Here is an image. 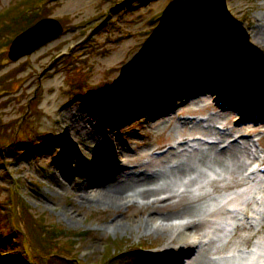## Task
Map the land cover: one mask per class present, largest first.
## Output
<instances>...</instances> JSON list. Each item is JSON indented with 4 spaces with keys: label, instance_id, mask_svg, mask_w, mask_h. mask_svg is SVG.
Here are the masks:
<instances>
[{
    "label": "rangeland",
    "instance_id": "obj_1",
    "mask_svg": "<svg viewBox=\"0 0 264 264\" xmlns=\"http://www.w3.org/2000/svg\"><path fill=\"white\" fill-rule=\"evenodd\" d=\"M32 1L0 0V264H22L14 253L18 249H25L36 264H161V255L171 262L178 254L170 247L161 251L168 241L166 232L146 223L148 210L155 205L145 209L124 203L105 207L81 200L72 183L80 180L88 187L96 185L106 175L111 176L107 171L116 169V162L132 164L138 156H149L159 164L166 162L147 151L181 132L171 127L175 119H184L183 115L202 116L199 125L213 126L216 121L206 120L214 107L210 96H205L202 104L192 98L179 108L166 109L171 101L178 100L168 93L171 88L181 87L187 78L193 80L203 65L219 68L221 76L225 79L228 75L230 85L245 94L262 92L264 96V41L255 34L264 0H202L196 6L193 32L184 35L175 31L182 39L177 37L174 43L183 48L172 51H162V46L156 49L155 39L178 20L175 0H39L37 7L31 6ZM25 6L31 7L26 10ZM31 10L36 11L32 21L39 15H50L63 29L31 52L11 59L8 40L24 25ZM191 34L192 39H187ZM151 46L156 53L152 62L161 60V67L150 68L151 59L146 57ZM142 69L148 71V78L137 75ZM112 82L122 84V89L114 87L103 93L95 89ZM151 94L152 99L146 102ZM72 100L94 113L100 127H108L105 130L117 148L123 149L120 159L99 153L104 163L109 162V169L99 166V159L93 160L95 152L88 149V154L82 143L65 138L61 116ZM136 101L138 104H133ZM119 104L132 108L122 113L125 117L116 119L113 115ZM110 117L112 123L117 122L114 129L109 127ZM163 117L166 119L161 120ZM207 133L213 132L209 129ZM256 134L260 135L259 152L264 153V125ZM23 139L28 146L10 148ZM35 144L38 147H33ZM243 144L250 146L247 141ZM71 145L78 149L76 154H72L75 150ZM194 145L207 146L200 142ZM109 155L116 156L114 152ZM209 174L212 176V171ZM224 191L197 200V214L220 202ZM241 197L226 205L248 196ZM205 215L217 222L221 213ZM261 226L264 230V221ZM59 227L62 232H54ZM206 229L202 226L197 230ZM251 229L238 227L231 241ZM228 233L229 228L209 232L215 239L202 249L204 260L213 258V264L232 261L212 256L214 245L225 240ZM180 242L175 239L172 243ZM108 253H112L110 260H106ZM21 255L23 260L28 257ZM121 255L127 259H119Z\"/></svg>",
    "mask_w": 264,
    "mask_h": 264
},
{
    "label": "bare ground",
    "instance_id": "obj_2",
    "mask_svg": "<svg viewBox=\"0 0 264 264\" xmlns=\"http://www.w3.org/2000/svg\"><path fill=\"white\" fill-rule=\"evenodd\" d=\"M260 16V22L258 23L255 34L260 40L264 41V12H262ZM207 74L212 75L213 78L202 80L201 76H207ZM195 75V81L201 82L202 80L208 88L216 89L222 85L227 87L228 84H230L228 76L224 79L220 74H214L212 71L204 68L196 70ZM189 83V81H186L182 86L188 85ZM205 99V96L197 95L193 97L192 100H194L196 104H202ZM74 101L75 100H72L70 102L71 106L68 105V111L66 110L67 112L61 116V122L64 126V136L69 140L76 139L78 142L82 143L86 147L85 150L88 154L90 151L95 152L93 160L96 161V159H99L100 163H96L99 166L106 167L107 170L109 169L107 167L109 162L104 163L99 153L101 155L103 153L102 156H104V154H107L106 152H108V149H113V151L109 152L116 153V158L117 156L120 158V156L123 155V149L117 148L115 139L105 130L108 129V127L105 129H103L104 127H100V119L99 121L97 120V123L94 113L83 110ZM233 101H235V105H239L242 100L239 95L235 93ZM254 106L256 109L258 104ZM50 107L48 106L49 109ZM210 113L211 114L206 120H208V118L212 121L217 119V122H220L222 126L229 125V120L233 119L235 114L229 109ZM97 114L99 115V113ZM169 116L170 115H167L168 118ZM165 119L164 117L161 118V120ZM200 122H202V119L196 116L192 117V119H175V123L173 122L171 128L172 130H176V132L182 129L180 132L182 138L177 139L175 143H172V146L174 144V146H181V148L176 147L177 149H175V147H173L168 150L169 153L171 152L170 154L165 152L159 155V157H162V160L166 162L159 164L151 158H142L138 156L135 160L136 164H134L136 166L130 168V164L122 160L124 164L122 162H116L113 166L119 165L117 168L124 169L121 172L118 171L116 175L112 176L114 170L109 169L107 172L112 173L111 176L107 173L108 175H106L105 179L100 181L95 179V181H98L97 184L90 187L83 181L75 180L72 183L74 190H76L81 200L96 202L105 207H118L124 203L126 205L137 204V208L145 209L148 205H155L156 208H150L148 210L146 223L151 222L150 224L154 229H161L166 232L168 241L163 244L162 251H166L169 247L173 249L172 251H182L185 248L184 245H188V243H183L188 235H193L194 240H192V242L196 244L198 242L199 245L203 242L205 237L209 236V232L213 234L215 231L218 232V230H220L218 223H214V221L205 214L220 212L221 215L219 218L230 217L234 214L240 215L239 211H233L231 208L227 207L226 203L230 200L237 199L242 193L239 195L237 194L234 198L233 193H231L230 196L227 195L228 193H222L220 194L221 196L224 194L227 195L226 201L213 203L210 207L206 206L207 208H204V211L199 214H197L196 211L198 206L196 203L197 200L206 195L215 194L221 189H229L244 183L248 189L252 188L254 191H256L254 187L264 186V175L262 178L254 180L253 187V185L247 183L253 178L244 173L242 174L243 170H240L241 166L245 165V159L247 157L256 156V153H258L257 149L250 150V146H245L244 144L240 145L238 140H231L227 144H220V141H222L220 136L212 141H207L203 139L202 136L196 134V132L201 133L210 129L214 135H216L220 133L215 129L218 126L215 123L212 124L213 126H203V124L199 125ZM109 123L111 129L118 126L116 125L117 122L112 123V119H109ZM249 126L250 124H248V127ZM231 128L233 129L232 126ZM248 129L250 130L251 128L245 127L244 130ZM59 131H62V129L59 128ZM251 140L253 141V139ZM195 141L209 142V144L205 148H200L195 145L193 146ZM79 148H81L80 145ZM71 150H75L72 154L78 152L76 146L73 145H71ZM72 158L75 159V157ZM95 161L93 162L95 163ZM131 166H133V164H131ZM211 171L213 173L212 176L209 174ZM193 188H197V190L194 191ZM252 200L258 204L253 209L249 207V203ZM240 202H243V206H240V208L242 207V209H245V211L243 210L244 212L241 213L244 217L250 214L254 216L259 211L257 207H259L262 212L261 215H264V198L257 200L253 194L251 198L247 200L244 199ZM225 212H228V215H225ZM173 213L180 214L176 215ZM172 217L174 218L171 221L170 218ZM175 218L179 220H175ZM239 220L241 219L239 218ZM246 225H251V223L241 221L240 224V222H237L231 230L233 233H236L238 227ZM202 226L207 228L206 231L197 230ZM248 227L252 228L253 226L251 225ZM260 238L262 239L261 243L264 242V233ZM175 239L182 240L183 244H173L172 242ZM238 239L245 242L248 236L243 235ZM228 242H233L231 241V236L228 238L227 242H218L215 244V250L224 248L225 244ZM259 246L261 247V244H259ZM193 256L194 257H192L190 261H186L185 264H213L211 259L204 260L202 258V251L199 250V246L195 248V254H193ZM214 264L222 263H218L217 261Z\"/></svg>",
    "mask_w": 264,
    "mask_h": 264
},
{
    "label": "water",
    "instance_id": "obj_3",
    "mask_svg": "<svg viewBox=\"0 0 264 264\" xmlns=\"http://www.w3.org/2000/svg\"><path fill=\"white\" fill-rule=\"evenodd\" d=\"M61 29L62 25L57 18L41 17L14 36L9 45L8 54L11 58H17L23 53L30 52L57 35Z\"/></svg>",
    "mask_w": 264,
    "mask_h": 264
},
{
    "label": "trees",
    "instance_id": "obj_4",
    "mask_svg": "<svg viewBox=\"0 0 264 264\" xmlns=\"http://www.w3.org/2000/svg\"><path fill=\"white\" fill-rule=\"evenodd\" d=\"M202 2V0H175V3L177 4L176 5V8H182V7H187L188 9H187V11H188V13L187 14H189V16L187 17V19H189V20H191L192 18L194 19V18H196V16H195V12H196V6H197V3H201ZM175 5V4H174ZM36 10V9H35ZM35 13H36V11H34L33 12V10H31L30 12H27V14L25 15V20H26V22L24 23V25L23 26H21V28H23V27H25V26H27L28 24H30L31 22H33L32 21V17L35 15ZM15 15V18H17V13L16 14H14ZM38 17H40V15L39 16H37V18ZM186 19V21H189V20H187ZM6 23H7V21H5ZM11 22H13L14 24H15V22H14V20H12ZM10 24V22H8L7 23V25H9ZM183 28H184V32H187V31H190V29H188V25H187V23L186 22H181L180 24H179V27L177 28L178 30H183ZM10 40V39H9ZM8 40V41H9ZM142 74H143V72H139V75H141L142 76ZM52 224H53V222H52ZM56 226V225H55ZM58 227V226H57ZM60 228V230H61V227H59ZM61 232H62V230H61ZM20 256H22V255H20V253H18V257L20 258ZM28 261V260H27ZM30 264V263H29Z\"/></svg>",
    "mask_w": 264,
    "mask_h": 264
},
{
    "label": "clouds",
    "instance_id": "obj_5",
    "mask_svg": "<svg viewBox=\"0 0 264 264\" xmlns=\"http://www.w3.org/2000/svg\"><path fill=\"white\" fill-rule=\"evenodd\" d=\"M243 264H248V262L245 261V262H243ZM261 264H264V261H262Z\"/></svg>",
    "mask_w": 264,
    "mask_h": 264
}]
</instances>
